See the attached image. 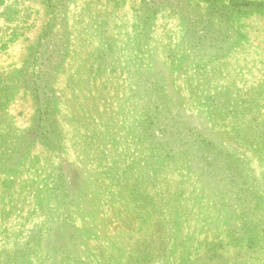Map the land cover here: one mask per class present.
<instances>
[{
  "label": "rangeland",
  "instance_id": "rangeland-1",
  "mask_svg": "<svg viewBox=\"0 0 264 264\" xmlns=\"http://www.w3.org/2000/svg\"><path fill=\"white\" fill-rule=\"evenodd\" d=\"M234 1L264 0H0V264H264V9Z\"/></svg>",
  "mask_w": 264,
  "mask_h": 264
},
{
  "label": "trees",
  "instance_id": "trees-1",
  "mask_svg": "<svg viewBox=\"0 0 264 264\" xmlns=\"http://www.w3.org/2000/svg\"><path fill=\"white\" fill-rule=\"evenodd\" d=\"M256 7V8H263L264 9V1H259V2H250V1H234L233 2V8L240 9L242 8H247V7ZM45 110L40 111L39 115V121L42 122L45 120Z\"/></svg>",
  "mask_w": 264,
  "mask_h": 264
}]
</instances>
